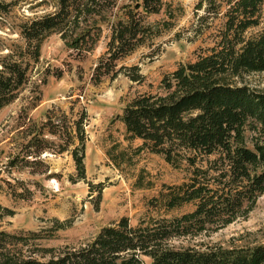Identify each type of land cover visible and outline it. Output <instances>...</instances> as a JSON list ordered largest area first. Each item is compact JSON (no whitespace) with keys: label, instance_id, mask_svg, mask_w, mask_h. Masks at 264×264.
I'll use <instances>...</instances> for the list:
<instances>
[{"label":"trees","instance_id":"1","mask_svg":"<svg viewBox=\"0 0 264 264\" xmlns=\"http://www.w3.org/2000/svg\"><path fill=\"white\" fill-rule=\"evenodd\" d=\"M206 1L210 13L222 12L224 17L215 43L165 73L162 92L137 94L117 114L125 124L126 138L143 140L137 151L148 148L175 166L185 161L192 168L187 179L165 183L153 205L165 212L189 203L193 208L172 216H151L136 225L123 215L103 225L86 243L67 246L48 259L24 251L28 235L0 229V264H264V243L237 247L170 243L173 237L222 227L248 214L264 192V89L230 78L264 70V26L248 34L263 22L264 0ZM162 7L163 0H56L54 10L22 23V55L12 49L0 52V109L28 82L42 44L53 32L84 57L109 27L106 51L94 67L93 78L115 77L126 68L133 80H142L138 64L118 67V61L161 33L146 17ZM6 9L0 1V10ZM73 122V128L66 129L69 142L61 151L74 145L75 180L86 179V132L82 118ZM55 127L51 131L59 132ZM248 130L257 134L249 136ZM136 184L143 186V178L139 176ZM13 213L0 203V216Z\"/></svg>","mask_w":264,"mask_h":264},{"label":"rangeland","instance_id":"2","mask_svg":"<svg viewBox=\"0 0 264 264\" xmlns=\"http://www.w3.org/2000/svg\"><path fill=\"white\" fill-rule=\"evenodd\" d=\"M0 1L7 4L6 10H0V52L12 49L22 55V23L54 10L56 0ZM200 1L163 0L162 9L146 17L161 33L118 61V67L138 64L144 75L140 81L133 80L126 68L115 77L93 78L94 67L106 51L107 26L95 49L84 57L69 49L57 32L45 38L28 82L0 109V203L14 210L0 216V229L28 235L27 254L48 259L67 246L78 247L123 215L136 225L151 216H172L193 208L189 203L165 212L153 205L165 183L187 179L192 168L185 161L175 166L148 148L137 151L143 140L127 139L117 114L137 94L162 92L165 73L215 43L223 13H210L208 2L199 6ZM263 26L264 18L248 34ZM230 78L264 89V70ZM78 118L86 132L87 178L75 180L74 145L61 148L69 142L67 127L73 128ZM53 127L59 132L53 133ZM247 134L257 133L248 130ZM139 176L143 186L136 184ZM170 243L196 247L264 243V192L248 214L222 227L173 237Z\"/></svg>","mask_w":264,"mask_h":264}]
</instances>
